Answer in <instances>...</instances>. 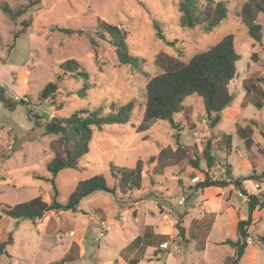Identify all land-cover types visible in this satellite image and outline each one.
<instances>
[{
    "label": "rangeland",
    "instance_id": "374dc122",
    "mask_svg": "<svg viewBox=\"0 0 264 264\" xmlns=\"http://www.w3.org/2000/svg\"><path fill=\"white\" fill-rule=\"evenodd\" d=\"M179 1L0 0L12 9L24 10L12 20L0 9V86L12 103L7 107L0 102V243L9 236L12 239L0 264H53L65 257L71 261L63 264H129L133 260L136 264H226V258L234 257L235 250L221 241L238 239L237 222L233 229L231 217L223 214L212 223L208 220L210 208L202 211L181 198L182 192L185 196L193 193L206 170L205 163L193 168L179 153L177 160L174 152L185 149L191 158H197L209 143L214 167L218 164L209 171L215 173L213 178L226 179L230 170L232 182L255 176L252 189L246 192L264 202V105L258 107L253 100L255 96L264 102V14H257L253 21L261 26L262 42L256 44L238 15L246 0H212L224 4L226 18L210 31L203 25L181 27ZM99 20L125 33L123 43L136 63H119L107 39L96 34ZM63 30L84 34L70 35ZM102 33L106 36L105 30ZM229 34L234 35V49L241 56L237 77L229 86L233 97L229 107L241 110L239 118L222 114L211 129L201 101L189 98L185 112L174 115L176 128L165 121H153L140 129L142 91L158 73L156 55L164 52L176 57L181 51V60L188 61ZM66 60L79 63L87 80L62 74L59 65ZM48 82L57 84L55 97L40 103L39 91ZM251 84L262 91L257 93ZM243 85L250 86V94ZM132 99L134 109L127 123L95 130L89 152L79 164L61 169L52 178L61 205L79 181L92 176H102L111 192L86 196L76 213L50 212L35 221L3 214L5 206L37 196L51 201L52 185L44 179L51 178L46 164L53 156L50 145L59 136L44 134L46 122L51 121L44 113L67 119L77 111L100 112L104 105L123 106ZM218 134L229 136L230 151L215 141L212 135ZM248 162L251 167L245 165ZM173 166L180 170L181 184L171 174ZM255 183L263 189L256 192ZM243 198L235 193L231 203L245 221L248 214ZM189 208L190 218L209 214L201 233L166 238L153 235L159 221L176 229L180 215ZM142 233H150V238L141 237L143 242L134 245ZM247 233V248L237 264H264V206L252 212ZM148 239L151 246L146 245Z\"/></svg>",
    "mask_w": 264,
    "mask_h": 264
},
{
    "label": "trees",
    "instance_id": "16d2710c",
    "mask_svg": "<svg viewBox=\"0 0 264 264\" xmlns=\"http://www.w3.org/2000/svg\"><path fill=\"white\" fill-rule=\"evenodd\" d=\"M0 9L15 20L23 9H12L5 2L0 3ZM180 14V25L185 28H194L203 25L207 31L217 27L226 18V9L224 4L213 2L212 0H180L177 5ZM264 14V0H246L242 3L239 17L241 22L248 28V35L256 44H261V26L253 23L257 14ZM100 21L97 29V36L101 39H107V42L114 48L116 57L122 65H133L137 59L128 53L123 43L125 33H121L116 26L108 25ZM156 35L161 39L162 35L159 26L155 24ZM106 31V36L102 31ZM72 34L82 35L83 31L63 30ZM92 46L95 42L90 37ZM176 41L168 43L173 46ZM182 52L178 51V55L170 56L164 52L156 55L154 63L158 68V73L151 77L142 91L143 113L141 118L140 129L147 123L153 121H165L172 128L177 127L174 115L185 112L184 104L189 98H196L201 101L208 126L214 129L221 120V113L228 108L233 97L229 91V86L237 77L236 64L240 61L241 56L234 49V35L229 34L222 38L217 44L209 47L203 52L194 54L188 61H182ZM62 74L71 73L73 76L82 77L87 80V74L81 72V65L74 60H66L59 65ZM253 90L260 93L262 90L259 85L251 84ZM247 93H251L250 86L243 85ZM55 82L46 83L39 91L38 100L40 103L53 99L57 91ZM262 95L264 93L262 92ZM253 100L256 106L264 105L263 101ZM0 102L7 107H11L12 103L5 97L3 88L0 86ZM135 100L128 101L123 106H116L111 103L109 106H102L98 111H77L70 118L60 119L61 125H57L52 121L46 122L44 126L45 135H56L59 138L52 142L50 150L53 154L50 161L46 164V170L51 178L44 179L52 185V198L50 203H46L41 197L37 196L27 201L15 204L13 206H5L3 214L11 219L30 221L40 220L50 212H80L78 207L83 198L96 192H111L105 184L102 176H92L88 179L81 180L77 183L75 190L69 195L65 205L57 203V190L53 184L54 175L64 168H75L84 155L89 152V144L93 132L101 131L105 125H123L127 123L134 109ZM60 107V105L58 106ZM104 110H107L104 112ZM103 111V112H102ZM219 143L224 144L225 148L230 151L229 136L220 135ZM212 145L207 143L197 158H191L185 149L175 150L182 157H186L189 165L199 169V163H205L203 180L197 182L192 190H201L208 187L225 188L229 185H235L240 194L247 198L248 218L240 220L237 224L236 233L238 239L232 241L226 239L221 244L230 246L235 250L234 257H228L226 264H237L239 258L244 255L247 248L246 238L248 237L247 228L251 224V214L255 208H263L264 202L253 195H248L241 187L242 181L255 180V176L250 175L235 182L231 181L230 171H226V179H213L208 175L210 169L214 166L215 157L211 154ZM227 151V152H228ZM120 170L119 168H117ZM230 177V178H229ZM139 178V177H138ZM140 182V180H138ZM137 183V189H139ZM178 236L183 237V228L180 226V220L176 223ZM141 238H136L140 241ZM12 244L11 236L5 242L0 243V257L7 255L6 247ZM71 261L63 258L60 262L53 264H63ZM135 260L130 264H136Z\"/></svg>",
    "mask_w": 264,
    "mask_h": 264
},
{
    "label": "crops",
    "instance_id": "0c3cea01",
    "mask_svg": "<svg viewBox=\"0 0 264 264\" xmlns=\"http://www.w3.org/2000/svg\"><path fill=\"white\" fill-rule=\"evenodd\" d=\"M229 108H231V109H229ZM241 113H242L241 110H238V109L232 108V107H228L222 111L221 116H222V114H227V116H229V117L239 118L238 115H241ZM220 135H225V134H218V135H212V136L215 137V139H216L215 141H217V140H220ZM253 147H254V143H253ZM223 148L225 149L224 144H223ZM244 148H245V146H244ZM212 149H213V146H212ZM174 155L176 156L177 154L174 152ZM176 158L178 160L177 156H176ZM176 162H173L172 164L175 165V164H177ZM245 165L247 167H251V164L249 162L246 163ZM199 168H200V164H199ZM214 168H218V164H216L215 167L213 166L211 168V170H213ZM175 169H176V167L173 166V170L171 171V174L173 177L177 178L181 184V180L179 179L180 178L179 177L180 170H175ZM212 174H215V173L208 172V175L211 178H213ZM203 178H204V173H203V177L201 176L200 180H203ZM231 178H232V175H231ZM253 182H252V180L242 181L241 187L245 191L249 192V190H251L253 187ZM192 192H193L192 194L187 195V196H185L184 195L185 193L182 192L181 198L184 197L186 199V201L189 202L188 206H193L191 204H194V206L199 207V209L202 211H204L206 208H210V212H211L210 215H212V216H210V218H209L208 217L209 214L205 213V214H198L196 217L190 218L191 217L190 208L186 209L184 211L183 215H180L181 217L178 219V221L180 220V226L183 228V232H184L183 235L188 234L189 236H193L194 234L201 233V231L203 229H206L203 222L207 217L209 218L208 220H210L213 223V222L219 220V217L222 216L223 214H227V215H229V217H231L232 228L234 226V222H237V224H238V222L243 219L244 215L243 216L240 215V209L233 207L232 203H231V198H232L233 194L237 193L238 195H240L238 188H235L234 185H229L225 188L208 187V188L197 190V191L192 190ZM228 194H229V197H228ZM242 200L247 205V198L245 197ZM245 200H246V202H245ZM78 209H79V211L81 210L79 207H78ZM246 214H248V208H247ZM157 224L158 225L153 228L154 229L153 235L155 237L166 238L169 236L170 237L178 236L177 229H174L173 226H170V225L167 226L165 223H162L161 221L157 222ZM237 224H236V228H237ZM236 228L235 229L233 228L235 230V232H236ZM155 230H158L157 234L155 233ZM209 230H210V228H209ZM209 232L210 231H208V233ZM208 233H207V235H209ZM148 235H151V234L150 233H142L141 235H138L137 238H141L144 236L147 237ZM148 237L150 238V236H148ZM142 242L143 241L141 239H140V241L134 240L133 244L138 245L139 243H142ZM221 242H223V241H221ZM151 244H152V242H150L148 239V241L146 242V245L151 246ZM141 245L142 244H140V246Z\"/></svg>",
    "mask_w": 264,
    "mask_h": 264
},
{
    "label": "water",
    "instance_id": "95a60500",
    "mask_svg": "<svg viewBox=\"0 0 264 264\" xmlns=\"http://www.w3.org/2000/svg\"><path fill=\"white\" fill-rule=\"evenodd\" d=\"M45 118L50 119L52 122H54L57 125H61V120L57 119L56 117H51L49 114L44 113Z\"/></svg>",
    "mask_w": 264,
    "mask_h": 264
},
{
    "label": "built area",
    "instance_id": "2783aa9c",
    "mask_svg": "<svg viewBox=\"0 0 264 264\" xmlns=\"http://www.w3.org/2000/svg\"><path fill=\"white\" fill-rule=\"evenodd\" d=\"M261 189H263V188H261L260 184H258V183H255V184H254V190H255L256 192L261 191ZM181 203H182V202H181ZM249 243H250V242H249Z\"/></svg>",
    "mask_w": 264,
    "mask_h": 264
}]
</instances>
